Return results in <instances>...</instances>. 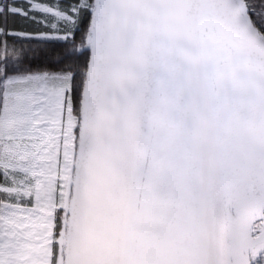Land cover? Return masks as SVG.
<instances>
[{"label":"snow or ice","instance_id":"1","mask_svg":"<svg viewBox=\"0 0 264 264\" xmlns=\"http://www.w3.org/2000/svg\"><path fill=\"white\" fill-rule=\"evenodd\" d=\"M0 264H264V0H0Z\"/></svg>","mask_w":264,"mask_h":264}]
</instances>
